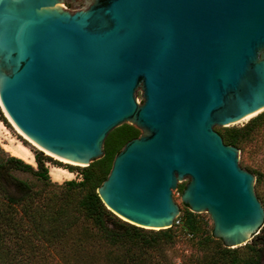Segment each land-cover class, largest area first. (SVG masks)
Masks as SVG:
<instances>
[{
	"label": "water",
	"instance_id": "water-1",
	"mask_svg": "<svg viewBox=\"0 0 264 264\" xmlns=\"http://www.w3.org/2000/svg\"><path fill=\"white\" fill-rule=\"evenodd\" d=\"M0 105L81 166L114 128H140L97 189L128 222L171 227L188 177L182 201L226 246L264 225L256 175L215 129L264 110V0H0Z\"/></svg>",
	"mask_w": 264,
	"mask_h": 264
},
{
	"label": "trees",
	"instance_id": "trees-1",
	"mask_svg": "<svg viewBox=\"0 0 264 264\" xmlns=\"http://www.w3.org/2000/svg\"><path fill=\"white\" fill-rule=\"evenodd\" d=\"M263 123L264 111L242 126L217 131L225 143L242 150L243 141ZM117 129L121 131L112 140ZM139 135L140 128L129 122L114 128L105 139L104 155L79 167L81 178L62 183L50 176L49 156L37 152V165L33 166L0 145V264H159L155 253L173 242L179 229L198 236L203 220L187 204L173 226L150 229L115 216L99 196L97 189L107 178L115 156L128 139ZM17 172L35 176L40 187ZM79 193L74 201L73 196ZM204 241L215 244V263L264 264L259 246L264 242V225L242 246H226L214 237L213 230ZM240 247L248 249L250 256L240 259Z\"/></svg>",
	"mask_w": 264,
	"mask_h": 264
},
{
	"label": "rangeland",
	"instance_id": "rangeland-1",
	"mask_svg": "<svg viewBox=\"0 0 264 264\" xmlns=\"http://www.w3.org/2000/svg\"><path fill=\"white\" fill-rule=\"evenodd\" d=\"M62 5L67 8L64 2L62 3ZM0 110V145L6 151H9L13 154V149L18 148L23 144L24 146L28 147L34 155L33 162H30L34 164L33 166L37 165L35 154L37 152H42L43 155L49 156L51 158L46 162L47 167H49V172L50 165H55L72 171L73 173L71 175L65 176L60 181L55 180L52 174L50 173V176L53 181L62 183L64 180L67 179L81 178V174L79 173V171L81 170L79 167H81V165L64 161L43 151L41 148H39L37 145H35L32 141H30L27 137H25L22 133L17 130V128L13 125L9 118L6 117V114L4 113L1 105ZM254 114H251L252 116L249 115L245 117V119H241V121L235 124H230L228 126H215V129L224 131L225 128L228 127L242 126L248 121V119L254 117ZM120 131L121 130L117 129L112 133V140H114L119 135ZM141 133L142 130L140 129V134ZM239 157V162L241 166L245 167L248 170H251L256 175L255 190L264 206V123L243 141L242 150L240 149ZM17 174L22 178L28 180L30 179V181L35 183L37 187H40L39 181L36 179L35 176L31 175L30 173L28 174L23 172H17ZM257 176L260 177L259 183H257ZM188 181V177L183 180H180L178 182L177 188L173 189V197L174 200L180 206V214L187 209L186 204L182 201L181 195ZM81 194L82 193L75 194L73 196V200L77 201ZM114 214L115 216H118V214ZM200 215L203 220V223L198 236H192V234L186 233L179 229L178 236L176 237V239H174L173 242L164 244L162 249L155 253L154 260L159 261V264H219V262L215 263V261L213 260V253L216 248L215 244L212 242L207 243L204 241V238L213 230V221L209 217L210 215L207 211L200 212ZM118 217L122 218L121 216ZM251 241L252 239L249 242ZM259 246H261L263 249L264 259V242L261 241ZM161 255H165V257ZM238 255L240 259H245L250 256V252L248 249L240 247Z\"/></svg>",
	"mask_w": 264,
	"mask_h": 264
},
{
	"label": "bare ground",
	"instance_id": "bare-ground-1",
	"mask_svg": "<svg viewBox=\"0 0 264 264\" xmlns=\"http://www.w3.org/2000/svg\"><path fill=\"white\" fill-rule=\"evenodd\" d=\"M13 154L20 156L29 162H33L34 155H33L32 151L28 147L24 146L23 144H22V146H20L16 149H13ZM50 173L52 174L54 179L57 181L62 180L65 176L73 174L72 171H69L65 168L58 167L55 165H50Z\"/></svg>",
	"mask_w": 264,
	"mask_h": 264
},
{
	"label": "built area",
	"instance_id": "built-area-1",
	"mask_svg": "<svg viewBox=\"0 0 264 264\" xmlns=\"http://www.w3.org/2000/svg\"><path fill=\"white\" fill-rule=\"evenodd\" d=\"M177 222H179V221H177Z\"/></svg>",
	"mask_w": 264,
	"mask_h": 264
}]
</instances>
